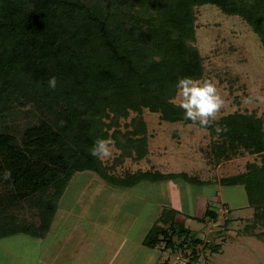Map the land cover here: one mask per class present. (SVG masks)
Instances as JSON below:
<instances>
[{
    "label": "trees",
    "instance_id": "trees-1",
    "mask_svg": "<svg viewBox=\"0 0 264 264\" xmlns=\"http://www.w3.org/2000/svg\"><path fill=\"white\" fill-rule=\"evenodd\" d=\"M205 4L240 16L264 48V0H0V239H46L78 172L96 173L118 188L145 180L204 183L186 172L119 177L89 150L97 138L110 137L123 150L120 160L133 150L134 160L145 157V109L165 121L192 123L169 100L179 78H207L195 44L196 8ZM53 76L57 86L50 89ZM131 112L139 115L123 131L121 119ZM218 123L229 130L217 136L207 128L215 162L244 153L260 158L219 181L244 187L253 214L241 233L264 243V118L235 111ZM178 214L164 207L143 244L170 253L190 246L186 264H195L204 240ZM209 218L218 212L208 208L197 217Z\"/></svg>",
    "mask_w": 264,
    "mask_h": 264
},
{
    "label": "rangeland",
    "instance_id": "rangeland-1",
    "mask_svg": "<svg viewBox=\"0 0 264 264\" xmlns=\"http://www.w3.org/2000/svg\"><path fill=\"white\" fill-rule=\"evenodd\" d=\"M196 18L195 44L204 58L205 75L218 82L225 100L220 117L248 111L242 107L241 98L249 95L250 90L264 94V48L259 36L240 16L228 15L212 4L198 6ZM251 112L264 118V104L253 106ZM138 115L131 112L127 119H121L120 128L132 130V125H126ZM141 117L148 134L147 155L134 160L136 150H133L132 156L120 160L123 150L112 139V156L103 162L106 167H113L110 173L121 177L149 170L186 172L190 176L197 175L203 182L219 181L245 171L250 162L260 161L257 155L244 153L217 163L211 156L214 137L208 129L192 123L165 121L159 113L147 109ZM178 180L183 183L142 181L139 187L128 190L110 186L96 173L78 172L60 202L47 238L18 234L0 239V264H103L99 260L104 255L112 260L111 264H161L165 259H168L167 264H186L192 256L190 246L170 253V250L141 245L144 234L160 214L161 205L157 200L172 196L170 206L177 208L182 206L180 201L184 198L188 207L194 199L192 194L200 190L213 193L217 187L232 211L222 204L218 207L217 219H184L186 227L204 240L196 248L199 256L195 264H264V243L241 233L252 223L248 220L253 214L243 186L199 185ZM143 187L145 189H139ZM163 187H167V191L164 192ZM113 190L117 198L107 200ZM140 193H152L156 198L147 201L144 196L139 200L136 195ZM26 216L30 218V211Z\"/></svg>",
    "mask_w": 264,
    "mask_h": 264
},
{
    "label": "clouds",
    "instance_id": "clouds-1",
    "mask_svg": "<svg viewBox=\"0 0 264 264\" xmlns=\"http://www.w3.org/2000/svg\"><path fill=\"white\" fill-rule=\"evenodd\" d=\"M218 82L212 78L182 77L176 84V95L169 102L184 111V119L198 124L201 128L214 127L217 136L226 133L229 129L226 125L218 123L221 109L225 106V100L217 87ZM50 89L57 86V78L51 77L48 81ZM264 104V94L256 90H250L249 95L241 98V105L251 109L255 105ZM113 141L109 138H97L91 149L90 155L99 159L102 163L112 156ZM11 173L5 172L4 178L9 179Z\"/></svg>",
    "mask_w": 264,
    "mask_h": 264
},
{
    "label": "crops",
    "instance_id": "crops-1",
    "mask_svg": "<svg viewBox=\"0 0 264 264\" xmlns=\"http://www.w3.org/2000/svg\"><path fill=\"white\" fill-rule=\"evenodd\" d=\"M145 181H147V180H145ZM173 181H176V184H180V183H183L182 181H179V180H173ZM184 181V180H183ZM142 182V181H141ZM152 182H154V181H152ZM157 182V181H156ZM159 182V181H158ZM161 182V181H160ZM186 182V181H185ZM140 183V182H139ZM139 183L137 184V185H135V186H133V187H128L127 189L128 190H131V189H134L136 186L137 187H139ZM166 184H167V182H166ZM207 184H220V181H216L215 179L214 180H207V181H204V183L203 184H199V185H207ZM116 188V187H115ZM118 188V187H117ZM120 188V187H119ZM140 190L141 189H145V187H143V188H139ZM162 189V187L160 188V190ZM148 190H150V187H149V189ZM152 190H154V189H152ZM163 190H164V192L165 191H167V187H163ZM145 194H148V193H140L139 195L137 194L136 196H137V198L139 199V200H142L143 198H144V196H145V200H147V201H149V200H154L156 197L151 193V194H148V195H145ZM220 192H219V187H217L216 189H214V192L213 193H211V192H207L206 191V193H203V192H201V190L199 191V192H195V194H192V196H193V200L192 201H190V205L187 207L186 205H185V202H184V198H183V201L181 200L180 202L182 203V206L181 207H177V208H175V207H172V206H170V199L172 198V196H168V197H166L165 198V196H166V194L165 195H163L164 196V200L163 201H159V200H157V203L159 202L160 203V205H161V210H160V214H161V212L163 211V209H164V207H170V208H173V209H176V210H178V212H179V214L177 215V217H178V220L179 221H181V222H184V219H186V218H188V217H192V218H195V217H201V215H203L204 213H205V211L208 209V208H211V209H213V210H215V211H217V212H219V208H220V206L223 204V206H225L226 207V209L227 208H229L230 209V211H232L231 210V208H230V206H229V203L226 201V200H224L220 195ZM117 193L116 192H114V190H113V192L111 191V193H109V195L107 196V200H110V201H113V200H115L116 198H117ZM182 195V194H181ZM246 195H247V193H246ZM120 196H122V195H120ZM182 197H183V195H182ZM246 198H247V202H248V197L246 196ZM180 202H179V205H180ZM105 205H107V202H105V204L103 205V207H102V210L104 211V206ZM186 206V207H185ZM219 207V208H218ZM248 207H250L249 206V202H248ZM187 208V209H186ZM251 211H252V208L250 207V213H251ZM201 212H203L202 214H201ZM249 213V214H250ZM160 214L158 215V217L157 218H159V216H160ZM249 217V216H248ZM157 218H156V221H157ZM156 221H155V223H156ZM154 223V224H155ZM153 226V225H152ZM151 226V227H152ZM150 227V228H151ZM150 228L148 229V231L150 230ZM123 232H124V229L122 230ZM148 231L144 234V236H146L147 235V233H148ZM127 232H129V229H128V231ZM126 237V236H125ZM127 238V237H126ZM145 238V237H144ZM144 238L141 240V245H142V247L144 246V247H146V248H149V247H147V246H145L144 244H143V240H144ZM126 240V239H125ZM128 240V239H127ZM131 242V241H130ZM129 242V243H130ZM54 247V246H53ZM161 247H156V248H150V249H160ZM95 249V248H94ZM55 250V249H54ZM53 250V251H54ZM162 250V249H161ZM95 251H97V250H95ZM92 252H94L93 250H92ZM55 252H53V256H55V254H54ZM99 254V253H98ZM100 256H101V254H100ZM105 257V258H104ZM53 260H54V257H53ZM166 260V259H165ZM164 260V261H165ZM99 261H101V262H104L103 264H111L110 263V261H112L111 259H108L105 255L104 256H102V258L99 260ZM114 261H117V259L116 260H114ZM163 261V262H164ZM162 262V263H163ZM161 263V264H162Z\"/></svg>",
    "mask_w": 264,
    "mask_h": 264
}]
</instances>
